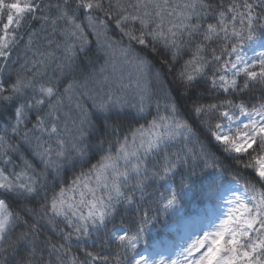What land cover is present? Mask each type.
Wrapping results in <instances>:
<instances>
[{
    "label": "snow or ice",
    "instance_id": "obj_1",
    "mask_svg": "<svg viewBox=\"0 0 264 264\" xmlns=\"http://www.w3.org/2000/svg\"><path fill=\"white\" fill-rule=\"evenodd\" d=\"M0 264H264V0H0Z\"/></svg>",
    "mask_w": 264,
    "mask_h": 264
},
{
    "label": "rangeland",
    "instance_id": "obj_2",
    "mask_svg": "<svg viewBox=\"0 0 264 264\" xmlns=\"http://www.w3.org/2000/svg\"><path fill=\"white\" fill-rule=\"evenodd\" d=\"M203 224H207V221H203ZM180 234L184 235L185 238H187L188 236H192L194 238L196 235L202 234V232L198 231L197 227L182 226L180 229Z\"/></svg>",
    "mask_w": 264,
    "mask_h": 264
},
{
    "label": "trees",
    "instance_id": "obj_3",
    "mask_svg": "<svg viewBox=\"0 0 264 264\" xmlns=\"http://www.w3.org/2000/svg\"><path fill=\"white\" fill-rule=\"evenodd\" d=\"M69 175H71V174H69ZM189 211L194 213L196 211V206L195 205L190 206Z\"/></svg>",
    "mask_w": 264,
    "mask_h": 264
}]
</instances>
